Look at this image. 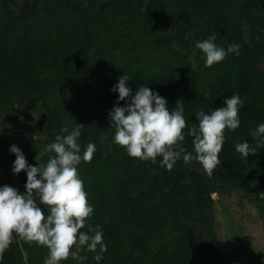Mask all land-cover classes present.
<instances>
[{
  "label": "trees",
  "instance_id": "1",
  "mask_svg": "<svg viewBox=\"0 0 264 264\" xmlns=\"http://www.w3.org/2000/svg\"><path fill=\"white\" fill-rule=\"evenodd\" d=\"M244 25L258 42L245 39ZM192 33L200 40L215 35L225 48L238 43L239 54L205 66L202 51L189 45ZM262 63L264 0H0V186L26 190V172H12V144L30 164H39L38 153L46 163L45 145L62 127L81 123V151L96 144L92 159L78 165L94 205L82 230L100 225L107 251L99 262L87 251L81 253L87 259L61 264H226L194 228L210 221L211 194L221 182L264 208V147L251 135L264 122ZM124 73L133 93L147 85L166 98L169 111L179 100L185 133L198 127V109H215L239 93L241 124L225 129L221 164L211 176L196 159L199 168H189L181 156L168 170L162 157L156 163L132 157L114 142L108 114L118 92L110 89ZM88 109L96 124L86 122ZM103 129L109 130L108 152L100 141ZM245 139L256 145L247 157L235 149ZM183 146L193 151L190 135ZM47 254L46 246L14 234L0 264H43Z\"/></svg>",
  "mask_w": 264,
  "mask_h": 264
},
{
  "label": "clouds",
  "instance_id": "2",
  "mask_svg": "<svg viewBox=\"0 0 264 264\" xmlns=\"http://www.w3.org/2000/svg\"><path fill=\"white\" fill-rule=\"evenodd\" d=\"M215 41L216 36L209 35L195 42V48L204 54L205 66L224 60L230 53L239 54L238 43H230L225 48ZM194 65L195 58L192 69ZM110 90L118 92L117 102L108 114L115 126L114 142L124 146L132 157L151 159L153 163L158 156L162 157L159 163L168 170L182 156L186 163L198 160L211 176L221 164L219 153L225 142V129L235 130L241 124L239 110L244 100L239 93L228 96L215 109H198L195 112L198 127H190L185 133L184 106L179 100L169 111L166 98L147 85H139L133 93L125 73ZM120 101H125L123 106ZM82 125L77 122L71 129H60L55 139L45 145L44 151L49 153L46 163L40 162L38 153L35 159L39 164H30L16 144L10 146L9 151L15 154L12 172L19 174L24 170L27 180L23 192L8 184L0 186V259L14 234L48 248L43 264H61L69 257L83 261L87 257L81 253L87 251L95 252V261L103 259L107 245L103 242L101 226L88 225L87 231L82 230L94 212V205L89 202L78 165L81 161H90L96 151L94 142H89L81 151ZM186 135L192 137L193 151L183 146ZM251 135L256 138V144L264 147V122ZM235 149L244 157L256 153V145L250 146L246 139L236 143ZM259 195L264 198V191Z\"/></svg>",
  "mask_w": 264,
  "mask_h": 264
},
{
  "label": "rangeland",
  "instance_id": "3",
  "mask_svg": "<svg viewBox=\"0 0 264 264\" xmlns=\"http://www.w3.org/2000/svg\"><path fill=\"white\" fill-rule=\"evenodd\" d=\"M166 25H170L169 21ZM243 29L249 43L259 41L247 25ZM197 40L200 39L192 33L189 45L194 52L199 51L194 46ZM260 67L264 68V63ZM84 118L89 124L98 122L97 116L90 109L85 112ZM108 135V129L100 133L101 145L106 152L111 148ZM14 144L21 149L19 144ZM187 164L189 168H199L193 160ZM211 195L214 206L210 221L196 224L195 236L208 238L217 255L226 264H264V208L260 210L241 192L222 182Z\"/></svg>",
  "mask_w": 264,
  "mask_h": 264
}]
</instances>
